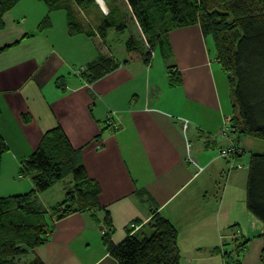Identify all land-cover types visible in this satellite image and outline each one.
<instances>
[{
	"label": "crops",
	"instance_id": "crops-1",
	"mask_svg": "<svg viewBox=\"0 0 264 264\" xmlns=\"http://www.w3.org/2000/svg\"><path fill=\"white\" fill-rule=\"evenodd\" d=\"M2 21L0 48L10 46L0 51V134L8 147L0 195L33 187L19 174L20 163L56 126L100 189L99 207L54 220L34 255L44 264H118L102 230L113 244L131 234L142 238L159 212L177 229L178 264H224L220 251L229 249L232 235L249 239L240 264H264V224L245 205L250 154L264 150H252L258 143L247 137L220 135L232 112L228 81L199 25L171 29L170 52L156 48L145 64L121 63L101 49L105 39L95 32L70 35L63 6L18 0ZM99 53L120 65L93 81L73 72ZM120 55L125 60L126 49ZM169 69L181 76L177 86L170 85ZM108 112L114 122L106 126ZM231 142L245 152L220 157ZM53 185L39 193L41 202Z\"/></svg>",
	"mask_w": 264,
	"mask_h": 264
},
{
	"label": "trees",
	"instance_id": "trees-1",
	"mask_svg": "<svg viewBox=\"0 0 264 264\" xmlns=\"http://www.w3.org/2000/svg\"><path fill=\"white\" fill-rule=\"evenodd\" d=\"M17 1L0 0V29L3 14ZM42 1L49 9L58 6L66 9L70 35L85 32L91 36L95 32L104 40L109 27L122 30L126 26L114 8L94 27L78 16L76 6L84 0ZM104 1L107 5L108 0ZM126 3L142 40L137 41L132 35L126 40L127 57L121 63L141 60L146 64L156 48L168 54L167 35L171 29L199 25L204 37L211 38L215 58L227 77L232 103L228 138L235 140L237 135L264 140V0H126ZM44 23L46 19L40 27ZM8 46L1 47L0 51ZM119 65L112 55L99 53L83 67L80 75L93 81ZM168 76L170 85L181 83L177 71L170 70ZM230 144L239 149L231 155L233 158L245 152L235 142ZM7 149L0 134V165ZM19 174L28 175L33 187L24 193L0 195V264H44L33 249L48 241L54 220L75 211L98 208L100 189L88 177L76 149L59 126L43 133L37 147L21 161ZM65 177H70V186L63 200L46 208L39 193ZM245 205L264 224V153L250 154ZM105 218L108 219V214ZM149 224L153 229L150 235L142 238L127 235L118 244L110 242L108 229L103 233V242L118 264H178L176 227L159 212L152 213ZM248 240L232 235L227 243L229 249L220 251L224 264H240Z\"/></svg>",
	"mask_w": 264,
	"mask_h": 264
},
{
	"label": "rangeland",
	"instance_id": "rangeland-1",
	"mask_svg": "<svg viewBox=\"0 0 264 264\" xmlns=\"http://www.w3.org/2000/svg\"><path fill=\"white\" fill-rule=\"evenodd\" d=\"M110 8H114L113 11L116 12L117 17H123L126 26L122 30H116L115 27H109L108 29L110 30L108 31V35L104 37L106 44L104 45L102 44L101 46L103 47L102 48L100 47V48L104 49L105 51V47H106V51L115 52V56L119 58V61L122 62V60L120 59L122 55L120 54H121V51L125 50L126 40L131 35L133 36V39L135 38L137 41L142 40V38H140V34L138 35L139 28L135 23V19L132 16V12L128 4L126 3V0H108L107 5L104 7V9L100 4H97L95 0H84V3L82 5L76 6L78 16L82 19V22L84 23L87 22L94 27H96V25L99 24L100 20L104 16L109 14ZM208 43L210 47H212L211 46L212 40L210 37H208ZM155 54H156V51L155 53H153V56ZM82 69L83 67H76L73 70V72L75 73L78 70L79 74L77 75H80V72L82 71ZM108 114L110 113L108 112L106 114V123L108 122L107 121V117L109 116ZM242 137H247V136H242ZM246 139H252L256 143H258V145L254 146L252 150H257V151L264 150V140H260L257 138H249V137H247ZM247 154H250V152H247ZM78 158H80L79 153H78ZM69 181H70V177H65L61 179L59 182H57L56 184H54L51 190L46 192V194H42V199H43L42 202L45 204L46 208H48L50 205H53L56 200H63L65 196V192L67 188L70 186ZM48 218L49 217H46L47 220ZM243 253L240 256L241 259H242ZM261 260L264 261V254L261 256Z\"/></svg>",
	"mask_w": 264,
	"mask_h": 264
},
{
	"label": "built area",
	"instance_id": "built-area-1",
	"mask_svg": "<svg viewBox=\"0 0 264 264\" xmlns=\"http://www.w3.org/2000/svg\"><path fill=\"white\" fill-rule=\"evenodd\" d=\"M153 51H152V56H153ZM75 74H79V71L77 70L76 72H75ZM109 117L110 116H108L107 117V125H112L113 124V122L114 121H111V119H109ZM183 119V126H186V124H187V119H184V118H182ZM228 121H229V117H227V120L226 121H224L223 122V124H222V126H221V130H220V135L222 136V137H225V138H228L229 136H230V128H229V126H228ZM189 147H190V145H189V143L187 142L186 143V149L188 150L189 149ZM239 149L235 146V145H233V144H230V145H227V146H225V147H221L220 149H219V151H218V154H219V156L220 157H229V156H231V155H234L237 151H238ZM239 166V165H238ZM199 170H201L202 169V167H199L198 168ZM131 227L133 228V229H135L136 228V225H132L131 224ZM106 232V229H103L102 230V233H105Z\"/></svg>",
	"mask_w": 264,
	"mask_h": 264
},
{
	"label": "bare ground",
	"instance_id": "bare-ground-1",
	"mask_svg": "<svg viewBox=\"0 0 264 264\" xmlns=\"http://www.w3.org/2000/svg\"><path fill=\"white\" fill-rule=\"evenodd\" d=\"M98 4H100L104 9V2H101V0H95Z\"/></svg>",
	"mask_w": 264,
	"mask_h": 264
},
{
	"label": "water",
	"instance_id": "water-1",
	"mask_svg": "<svg viewBox=\"0 0 264 264\" xmlns=\"http://www.w3.org/2000/svg\"><path fill=\"white\" fill-rule=\"evenodd\" d=\"M101 2H104L103 0H101Z\"/></svg>",
	"mask_w": 264,
	"mask_h": 264
}]
</instances>
